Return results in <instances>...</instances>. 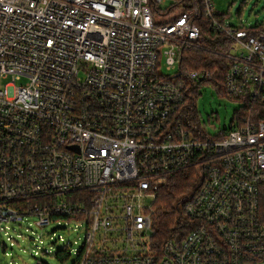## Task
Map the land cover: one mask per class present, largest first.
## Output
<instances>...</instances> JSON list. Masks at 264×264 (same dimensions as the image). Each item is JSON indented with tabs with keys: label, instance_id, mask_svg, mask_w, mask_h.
I'll use <instances>...</instances> for the list:
<instances>
[{
	"label": "built area",
	"instance_id": "built-area-1",
	"mask_svg": "<svg viewBox=\"0 0 264 264\" xmlns=\"http://www.w3.org/2000/svg\"><path fill=\"white\" fill-rule=\"evenodd\" d=\"M201 17L230 43L227 95L264 102V20L232 26L212 0H0V226L74 223L70 264H264V120L213 136L177 115L211 78L181 67ZM191 169L189 222L164 241L158 192Z\"/></svg>",
	"mask_w": 264,
	"mask_h": 264
},
{
	"label": "rangeland",
	"instance_id": "rangeland-1",
	"mask_svg": "<svg viewBox=\"0 0 264 264\" xmlns=\"http://www.w3.org/2000/svg\"><path fill=\"white\" fill-rule=\"evenodd\" d=\"M219 15L227 18L232 26L254 25L264 20V0H212ZM11 78H0V87ZM25 78L16 83L24 84ZM197 110L200 113L203 131L217 135L221 130L231 128L233 117L241 103L220 97L210 86L199 88ZM12 223L0 226V264H70L73 258L64 262L56 254L67 245L78 247L84 240L83 232L77 231L74 223L67 230L57 223L45 230H37L29 223ZM32 231H37L35 234ZM54 232V233H53ZM11 237V238H10ZM47 251V253H46Z\"/></svg>",
	"mask_w": 264,
	"mask_h": 264
},
{
	"label": "trees",
	"instance_id": "trees-1",
	"mask_svg": "<svg viewBox=\"0 0 264 264\" xmlns=\"http://www.w3.org/2000/svg\"><path fill=\"white\" fill-rule=\"evenodd\" d=\"M197 22L202 27L206 42L201 48L186 47L181 55V67L184 70L207 71L211 78L202 83H187L185 101L177 112L180 122L188 129L197 128L201 130L203 128L201 115L195 103L198 100L199 88L203 86L212 87L220 97L241 103L233 117L230 129L240 126L250 116L264 120V102H261L260 99L254 101L246 94L238 98L227 95L224 79L228 69V61L218 55V52L225 46L229 47L230 43L215 33L205 18L201 17ZM199 179L196 169L176 173L171 177L168 185L158 192L157 200L154 203L157 237L165 241L176 234L180 226L188 224L189 219L185 216L182 205L192 191L197 189ZM81 194L83 193H70L71 196Z\"/></svg>",
	"mask_w": 264,
	"mask_h": 264
}]
</instances>
